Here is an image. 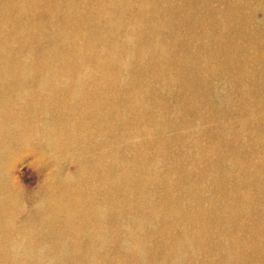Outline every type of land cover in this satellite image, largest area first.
I'll return each mask as SVG.
<instances>
[{
  "label": "rangeland",
  "instance_id": "rangeland-1",
  "mask_svg": "<svg viewBox=\"0 0 264 264\" xmlns=\"http://www.w3.org/2000/svg\"><path fill=\"white\" fill-rule=\"evenodd\" d=\"M41 57L91 74L83 100L122 103L114 128L86 112H98L97 103L40 110L43 103L29 105L30 88L11 101L18 76L7 61L24 63L29 87ZM0 85V114L13 110L17 123L1 127L9 149L0 159V246L10 251L0 264H36V255L56 264L60 241L67 251L57 263L79 260L80 237L58 208L67 198L45 188L55 179L72 190L90 174L84 185L101 202L107 236L95 238L97 255L83 264H170L181 234L176 264H204L208 255L212 264H264V233L252 236L264 227V0H0ZM140 105L147 116H136ZM59 131L63 142L53 140ZM128 142L140 145L141 161L118 152ZM129 169L137 175L99 193L107 175ZM246 244L253 252L244 260Z\"/></svg>",
  "mask_w": 264,
  "mask_h": 264
},
{
  "label": "bare ground",
  "instance_id": "bare-ground-1",
  "mask_svg": "<svg viewBox=\"0 0 264 264\" xmlns=\"http://www.w3.org/2000/svg\"><path fill=\"white\" fill-rule=\"evenodd\" d=\"M140 23V22H139ZM134 26V25H133ZM127 37V36H126ZM129 39V38H128ZM120 48V47H119ZM104 51V50H103ZM121 52V51H120ZM157 55H161V51L157 50L154 51ZM75 55L71 56L70 59H74L75 57H77L78 52H74ZM118 53V52H117ZM122 53V52H121ZM49 56V55H48ZM6 57V56H4ZM115 57V56H114ZM160 57V56H159ZM7 58V57H6ZM49 58L47 59H43V57H41V61H39L35 67V71L33 74V79H37L39 78V81L37 82V84L35 85H30L29 87L26 86V80L28 78V74L26 71V67H24V63L21 61H10L8 60L7 62H9L8 64H11V69H12V73H14L16 76H18L16 85L14 86L12 92H10L8 94V96L11 98V101H13L14 99L17 98L18 95H21L23 92L27 93V91L29 92L28 88H30V92L32 93V97H31V101L29 103V105L35 106L38 103H43L40 106V110L43 107L44 103L47 104L48 106H50V103H59L60 104V108L62 109V112H66L68 109H70V107L75 111V108L78 107V105L80 104H90V103H97V105L95 104V107L98 109V112L95 111L94 108L92 107H88L89 110H87V113H92V114H97L98 117L100 118V122H101V128L104 130L109 131L110 129H113L116 121H118L119 116L121 115V107L122 103L119 105H116L115 103L113 105H110V97H105L103 98L104 100H96L97 98H95V100H91V97L89 98V100H83V97L80 96L81 90L83 88H85L86 86H84V82L88 81L89 79L91 80V74L88 73L85 69H71L70 71H65L64 69H55L54 65L52 63L49 62ZM52 58V55H51ZM130 58V56H129ZM115 61V60H114ZM67 62V61H66ZM33 66V65H32ZM62 70V71H60ZM95 78V77H93ZM26 79V80H25ZM2 86V85H0ZM11 90V86L10 87H5V92H9ZM92 91V90H91ZM89 93V92H88ZM106 93L109 94V91L106 88ZM111 95V94H110ZM19 99V98H18ZM94 101V102H93ZM27 107V106H26ZM26 107H19L16 108L17 110H21V112H24ZM6 113V111H2V113L0 114L1 116H4L5 121L1 122L0 121V159L6 154V152L9 149V146L7 145L8 139H7V132L6 131H2L1 127H6V126H10L9 129L12 130H16L17 128H13V124H15V120L12 119L9 115H11L13 113V110L11 113L9 114H4ZM62 114V113H61ZM72 115L73 113H69V115ZM63 115H61L62 117ZM136 116L142 117V116H147V108L144 107L143 105H140L138 107V110L136 112ZM7 119H10L9 122H7ZM67 119H69L67 116L63 122L62 125H64L66 127V121ZM17 124V123H16ZM44 125H48L50 127L51 124H49V121L45 119L44 121ZM150 129V128H147ZM71 129L69 128H65V131H70ZM13 136V135H12ZM121 137H125L130 139L127 135H123ZM53 140H60L63 142L61 136H60V131L55 134L53 136ZM114 139L119 138V137H113ZM14 138L11 140V142H13ZM16 140H18L16 138ZM116 147V146H115ZM140 145L136 146L135 143L132 142L131 143H127L124 145L123 148H121L119 151H125L128 150L129 153H131V155L135 158H133L132 160L137 159L138 160H142L143 156L141 151L139 150ZM102 150V148H100ZM102 155H104V153H101ZM114 156L113 154L107 155L105 156L103 159H101V161H105L106 159L110 158ZM94 161H99V159H96ZM205 165H209L208 164H204ZM135 168V167H134ZM154 168V167H153ZM135 170H121L119 173L113 174L111 173L110 175H107L105 177V181H106V186L104 188H102L100 190L99 193H102L101 191H104L106 193L107 189L109 190L110 188L108 187V185L110 186H116L118 185V182H124L125 180L130 181L133 177H135V175H137V171L135 172ZM103 172H100V175H102ZM55 179H48L46 181L48 187L45 188V190L49 191L50 193H58L61 194L63 196L64 193V198L67 199H63L58 203V208L61 209V215H62V220L68 222L71 226L68 229L69 231H67L70 235H73L74 237H80V241H81V245L83 246L82 249H80V259L79 260H75V259H71L69 261H72V264H83L85 263V260L91 255H97V253H93L94 250L93 248H91L92 244L94 243L93 241L95 240V238L100 237H106L107 235L102 234L99 230L101 226V219L99 218V216H101L102 214V208H101V202L100 200L98 201L97 196H94L92 193V191L90 190H86L87 188H89L87 185H84L88 182V180H93V174L86 176V177H81L80 180L78 181L77 184H75V186H73V189L70 190L68 189H63L61 190V188H57L58 185L57 183H54ZM80 188V189H79ZM121 191H124V188L122 186H120L118 188ZM69 190L71 192H69ZM182 190H185L184 187H182ZM138 191L137 185L135 186V189L133 192ZM77 193H87L83 196V198H78ZM109 192V191H107ZM65 193H69L68 195H66ZM142 196V195H141ZM115 198V195H114ZM180 203V202H179ZM54 204V202H53ZM64 206V207H61ZM51 207V206H50ZM186 212V211H184ZM187 213V212H186ZM119 215L121 214L118 213ZM136 214L139 216V212L136 209ZM118 216V215H117ZM259 223H257L256 227L252 230L253 231V235L254 237H260L262 236L263 229L264 227L259 226ZM77 228V229H76ZM65 232V231H63ZM78 232V233H77ZM128 234V232H127ZM182 234L180 236V238L178 239L177 242H173L170 244V257L172 259H168V263L170 262V264H176L178 263L177 261H179L178 257L181 256V250L184 247L185 248V242L182 241ZM240 238V235H237L235 242L238 241ZM129 239V236H123L122 239H120L117 243H116V247H118L114 253H119L121 246L123 244H125V241L127 242ZM257 239V238H256ZM5 243V241H3ZM225 242V241H224ZM183 243V244H181ZM1 245V244H0ZM64 243L62 241H60L58 243V252L57 255L59 258H56L54 261L52 260V263H57V259H59V261H64V258H62L61 256L64 254V252L66 253V251H64ZM183 246V247H182ZM221 246L224 247L223 242H221ZM137 246H135L134 248H136ZM201 247H199L200 249ZM12 249V248H11ZM10 250H4V248L2 246H0V256L1 255H8ZM82 251V253H81ZM233 251V250H232ZM249 252H253L251 247L248 246V244L244 245L241 249L238 250V256L240 258H243L245 260V258H249L248 257V253ZM126 252L125 248L123 250V253ZM135 252L139 253L137 255H143L140 252V247L135 249ZM223 255L227 256L228 258L232 255L231 251H229L228 249H224V251H221ZM234 252V251H233ZM35 255V254H34ZM37 256V255H36ZM35 256V263L38 264V258ZM212 255H210L211 257ZM30 257H32V253L30 254ZM209 258V255L207 256ZM34 258V257H32ZM208 258H205L204 260V264H212L211 261H209ZM144 259H142L139 264H144ZM41 263L43 264V261H41ZM244 264V263H243Z\"/></svg>",
  "mask_w": 264,
  "mask_h": 264
}]
</instances>
